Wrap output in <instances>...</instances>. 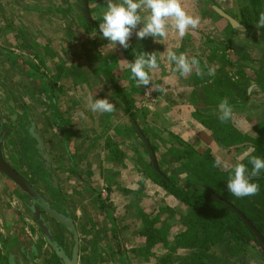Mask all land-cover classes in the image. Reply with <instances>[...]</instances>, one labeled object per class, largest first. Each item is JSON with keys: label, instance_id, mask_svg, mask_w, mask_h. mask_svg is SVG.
<instances>
[{"label": "crops", "instance_id": "0c3cea01", "mask_svg": "<svg viewBox=\"0 0 264 264\" xmlns=\"http://www.w3.org/2000/svg\"><path fill=\"white\" fill-rule=\"evenodd\" d=\"M42 2L0 0V141L6 161L60 213L62 200L68 206L79 237L78 264H167L170 260L195 264L191 258L197 251L181 248L177 242L190 209L148 175L147 158L151 152L136 133L116 88L134 100L137 123L150 140L160 169L179 185L203 191L175 160L172 153L180 149L175 138L196 151H210L215 159H221L220 168L224 171L231 172L234 164L244 163L248 154L244 149L223 148L195 116L198 109L219 110L218 105L224 100L229 106L241 102L237 88L243 81L232 68L235 64L242 68V63L234 56L232 42L217 31L212 7L227 11L219 0H180L183 10L199 20L195 29L189 28L181 37L169 28L164 38L141 39L136 35L141 24L133 30L125 49L118 43L109 46L98 31L108 0H89L93 24L90 31L84 24L82 1H75L76 15L71 22L84 31L83 49L77 52L81 56L59 67L60 73L47 65L51 77L59 80L56 113L49 92L14 61L17 58L29 64L22 56L27 45L32 44L28 33L43 26V21L48 23L49 41L58 44L65 39L71 46L73 40H78L69 30L62 31L64 28L58 22L63 17L60 9L64 0H44L48 4L43 7ZM19 16L31 18L33 25L28 19H23V25ZM170 52L177 57L183 54L196 64L189 73L182 74L176 61L169 59ZM145 53L154 54L158 63L156 69H146L150 74L146 86L136 82L128 67ZM45 56L51 57L50 53ZM33 66L41 71L39 65ZM210 70L214 75H209ZM233 75L241 84L234 86ZM150 88L155 89L153 98L147 97ZM105 97L114 104V110L93 112L90 102ZM249 118L252 117L232 114L230 119L238 131L247 133L251 127ZM29 119L36 125L52 159L59 193L48 186L47 173L33 158L34 148L27 133ZM108 143L117 147L123 155L120 159L110 153ZM24 200L0 174V247L5 255V248L21 241L28 247L39 241ZM157 208L171 209L174 214L168 246H148L141 234L144 221L156 217ZM46 218L54 233L63 235L67 243L73 240L59 223ZM32 236L35 241H31ZM213 252L209 254L214 255ZM249 254L254 257V264H264L259 251L250 248ZM1 259L0 264H8L7 258ZM35 263L46 264L40 257Z\"/></svg>", "mask_w": 264, "mask_h": 264}, {"label": "trees", "instance_id": "16d2710c", "mask_svg": "<svg viewBox=\"0 0 264 264\" xmlns=\"http://www.w3.org/2000/svg\"><path fill=\"white\" fill-rule=\"evenodd\" d=\"M247 1L251 2V8L254 11L257 10L258 6L261 7L262 0ZM217 16L219 15L217 14ZM84 18L87 31H90L93 24L90 23L91 21H87L85 15ZM247 33V30L243 32V34ZM260 47L262 48V43H260ZM14 61L20 68L25 69L29 75L34 77L31 70L35 71L36 67L23 63L17 58ZM41 74L44 75L43 73ZM44 76L47 77L46 75ZM252 83L250 89L255 86ZM250 89L248 91L249 94L252 93ZM237 90L241 92V99L243 98L242 100H244V89L237 88ZM116 93L135 128V124L138 125V123L134 100L117 88ZM230 107L232 108V114H243L250 111L247 104L243 102L233 103ZM244 107H247V109L245 110ZM219 115V110L207 108L198 109L195 116L205 128L212 132L223 148L227 150L251 149V153L245 158V164L253 156L264 157V121L257 124L250 132L242 133L234 127L231 119L222 122L219 119ZM140 130L149 141V145L143 139L142 141L153 153L154 150L145 131L141 128ZM136 133L138 134L137 130ZM175 141L180 148L172 153L175 160L181 163L182 167L202 186L203 191H191L187 187L179 185L173 178L165 174L159 165L160 172H157L151 163V157L147 158L149 167L147 171L156 184L190 209V214L184 221V231L177 240L179 247L197 251V254L191 258L195 264H211L209 262L211 248L227 244L230 241L233 242V247L228 245V248L232 251L250 245L262 250L264 253V248L257 240L255 234L228 205L230 204L242 212L264 237V172L253 178V182H257L260 186V191L255 196L236 198L227 189L230 173L214 166L216 159L210 151H196L178 138H175ZM107 147L115 158L120 159L123 156L122 154L120 155L115 145L108 143ZM248 167L251 169L252 166L249 164ZM98 199L100 200V198ZM102 207H105V204L102 203ZM154 215L156 217L144 221L141 234L146 239V245L148 246L160 244L168 246L170 220L174 216L173 211L168 208H157Z\"/></svg>", "mask_w": 264, "mask_h": 264}, {"label": "clouds", "instance_id": "9594fccd", "mask_svg": "<svg viewBox=\"0 0 264 264\" xmlns=\"http://www.w3.org/2000/svg\"><path fill=\"white\" fill-rule=\"evenodd\" d=\"M145 11L148 14L142 15ZM141 24L142 27L136 32L137 37L141 39L149 36L164 38L168 35L169 28L175 29L179 36L183 37L189 28L195 29L198 26L199 20L183 10L180 0H108L106 10L102 14V22L98 24V31L109 46L114 47L118 43L127 49L129 37ZM258 26L264 28V13L259 15ZM169 59L176 61L182 74L189 73L196 64L195 60L189 61L183 54L177 57L174 52L169 53ZM128 67L136 82L146 86L150 82V74L146 69L158 67L157 57L151 53L141 54ZM209 75H214V72L210 70ZM114 107L107 97L90 102L93 112L111 113ZM218 109L222 122L231 118L232 108L227 100L222 101ZM214 166H222L221 159L217 158ZM223 166L228 167L226 163ZM262 172L264 157L253 156L247 164H234L227 181L228 191L236 198L255 196L260 191V186L253 182V178Z\"/></svg>", "mask_w": 264, "mask_h": 264}, {"label": "water", "instance_id": "95a60500", "mask_svg": "<svg viewBox=\"0 0 264 264\" xmlns=\"http://www.w3.org/2000/svg\"><path fill=\"white\" fill-rule=\"evenodd\" d=\"M83 11L87 21H91V14L89 10V0H82ZM222 18L229 22L235 29L245 31V28L239 23L238 20L227 15L216 6L212 7ZM238 18V17H237ZM35 79L44 85L50 94V99L53 103L55 112L57 113V103L54 94V88L51 86L49 78L45 77L41 73L31 70ZM135 128L143 141L149 145V141L145 138L142 131L135 124ZM27 133L29 139L32 141L34 148L33 158L36 164L40 165L42 169L47 173L48 178H45L48 186L55 192L59 193L58 182L55 174L52 170V159L45 147L44 141L39 133L36 125L32 120L29 119L27 126ZM151 163L157 172H160L158 163L156 161L154 153H151ZM0 174L5 176L14 186L17 193L25 198L24 203L35 218L38 227L43 234L44 240L47 245L52 249L56 257L59 259L61 264H78L79 263V237L77 229L74 225V221L68 209V206L63 202V212L60 213L54 206L48 203V201L37 191L22 175H20L12 166L8 164L4 157L2 149V142L0 141ZM217 198L216 196H214ZM220 199V198H219ZM236 214L247 224L251 231L255 234L257 240L261 243L264 248V237L257 230L255 225L238 209L228 204ZM46 216L56 220L64 229L72 236L74 246L72 251L69 253L64 245L57 238L50 225L46 220ZM41 245L42 243L34 246L27 245L26 242H19L18 245H12L9 248H5L7 253L8 264H36L35 259L41 256Z\"/></svg>", "mask_w": 264, "mask_h": 264}, {"label": "rangeland", "instance_id": "374dc122", "mask_svg": "<svg viewBox=\"0 0 264 264\" xmlns=\"http://www.w3.org/2000/svg\"><path fill=\"white\" fill-rule=\"evenodd\" d=\"M43 2L42 7L43 6H47L48 2H44V0H42ZM77 1L76 3H79V0H64V7L62 9H60L62 11V16L61 18H58V22L62 24L64 30L62 31H66L69 30V33H73V37H78V40H73V44L67 42V40L63 39L62 41H60V43L56 44L54 41L52 42L51 40L49 41L48 37H47V26L48 23H46V21H43L42 24H44L43 26H41L40 28L37 29H31L29 30L28 36L30 37V41L32 42V44H28V43H24L25 45H27L28 47L27 50H24L25 54H22V56L29 62V64L33 65H39L41 72L43 73H47L48 75L52 76L51 73H49L48 70V66L51 67H56V72L60 73L61 68L63 65L67 64V63H73L74 59L78 58L81 56V54H78L77 52H79L81 49H83V44L85 41V38H83L82 33H84L83 29L77 28L76 25L73 24V22H71V17H73L75 14V10H74V2ZM82 1V0H81ZM93 2L96 0H92ZM221 2V4L224 6L223 10L231 15V16H240V12L241 10L243 12H245V4H244V0H219ZM21 6V4H20ZM239 9H237V7ZM261 7L258 6L257 10L254 11L249 10L250 12L246 14H244L243 19L239 17V19H241L243 22L247 21L248 24H250L249 22H251V15L256 16L257 18H259V15L261 13H264V5L261 2ZM43 12H50L49 10H42ZM59 15V14H57ZM213 15V14H212ZM19 21L21 23V21L24 19H28V23H30L31 25H33L31 23L32 19L31 18H24L22 16H19ZM245 18V19H244ZM24 20L22 21L23 25H24ZM46 23V24H45ZM41 24V23H40ZM217 27V22L216 24H214ZM60 29V28H59ZM264 30V28H263ZM217 31H219L218 27H217ZM40 32V33H39ZM62 33V32H60ZM85 36V35H84ZM82 37V39H81ZM86 37V36H85ZM52 39V38H51ZM69 46L71 47V49L69 48ZM232 47L234 50H236V54H234V56L236 57V59H240L239 58V50L240 47L237 46V44L234 42L232 43ZM69 51L72 52V54L69 53ZM40 53V54H39ZM47 53H50L51 57H46L45 55ZM69 59H71V62H69ZM44 60L46 61V63H44ZM49 63V64H48ZM46 66H45V65ZM238 66V65H237ZM236 64L234 66V68H232V70L234 71V73H236L239 77L240 80L243 81V84H241L238 80L235 79V76L233 75L230 76L232 78H234V86H236V84H241V87H239L240 89H243V87H246V77L245 75L247 74L246 70L244 69V67H237ZM40 73V72H39ZM232 75V74H231ZM43 87V86H42ZM250 122V121H249ZM168 168V167H167ZM170 173V172H169ZM231 173V172H230ZM29 211V210H28ZM31 217L32 214L30 213ZM33 220V227H35L36 233H38L37 238L39 239V242H42L45 244V240L43 237V234L41 233L40 229L38 228V225L35 223L34 218L32 217ZM52 225V224H51ZM52 228H54V226H52ZM54 232V231H53ZM34 233V232H33ZM55 235L57 236V238L60 240V242L66 246H68L67 250L70 253L72 251V248L74 246V241L70 240L69 243H67L66 239H64L63 235H60V233H55ZM34 237H36L33 234ZM66 243L68 245H66ZM228 245L233 247V242H229L227 244H223L220 246H214L211 248L210 252H212V250H214V255H210L209 258V262L211 264H254L255 259L254 257H252V254H249L250 248H255L252 247L250 245L248 246H243L240 248H237L235 250H231L230 248H228ZM0 247V258H7V253L6 255L4 254V249ZM43 254H42V260H44L45 263L48 264H54V260H51L50 258L53 257L56 261V264H61L60 262H58V260L55 258L53 252L51 251V249L45 244L44 248H43ZM256 249V248H255ZM257 250V249H256ZM260 252V251H259ZM261 256L262 253H260ZM264 258V256H263ZM1 259V261H2ZM182 260H177L176 262L170 260L169 263L167 264H182L181 263Z\"/></svg>", "mask_w": 264, "mask_h": 264}, {"label": "flooded vegetation", "instance_id": "af4514ba", "mask_svg": "<svg viewBox=\"0 0 264 264\" xmlns=\"http://www.w3.org/2000/svg\"><path fill=\"white\" fill-rule=\"evenodd\" d=\"M244 4H245V7H244L245 12H243L242 10L240 12V18H242V19H243V14L247 15V13L250 12L249 10L253 9V8H251L252 5H251L250 1L248 2L247 0H244ZM262 4L264 5V0H262ZM237 9H239V8L237 7ZM83 13H84V11H83ZM229 16H231V15H229ZM231 17L238 20L239 23L245 28V31L247 30L248 33L243 34V32H245V31H240V30L235 29L229 22H226L224 20V18L222 20L221 17L217 16L214 13V18L217 22V27H218L219 31H221V33H223L232 43L235 42L237 44V46L240 47V50H239V58L240 59H238V58L237 59L239 61H241L242 67H244L247 74L245 75L246 87L243 88L244 89V95H245L244 100H242L243 99L242 98L239 101L246 103L248 109L250 110V111H248V113H243L242 115L252 117V118H249V121H251V127H250L249 131H247V133H248L257 124L264 121V106H263L264 105V30H263V28L258 26V18L256 16L251 15V18H250L251 22H249L250 24H248L247 21L243 22L241 19H239V17L237 18V16H231ZM244 17H247V16H244ZM260 43H262V48L260 47ZM35 71L43 73L37 69H35ZM43 74L46 75L47 78H49L51 86L54 88V94L57 91L59 92V87H58L59 80L49 76L47 73H43ZM252 82H254V83H252ZM251 83H252V85H255V86L250 89ZM42 86L44 87V85H42ZM44 89H46V87H44ZM249 89H250V92H252L251 94H249V92H248ZM241 97H242V95H241ZM55 98H56V95H55ZM247 107H244V109L246 110ZM259 108H261V109L258 110ZM245 151L249 154V153H251L252 150L246 149ZM52 170H53V168H52ZM32 217H33V215H32ZM46 217H49V216H46ZM34 220H35V218H34ZM46 220H47V218H46ZM47 222H48V220H47ZM35 223L37 224L36 220H35ZM33 232L35 233L36 230H33ZM30 238L32 241L33 236ZM39 243H42V242H39V241L36 242V244H39ZM45 244L47 245L46 242H45ZM45 244L42 243V245H41L40 259L42 258V254H43L42 252L44 250L43 248H44ZM64 247H65V245H64ZM65 249L67 250L66 247H65ZM51 251H52V249H51ZM257 251H260L259 253H262V255L264 256V253L262 252V250L257 248ZM53 254H54V252H53ZM54 256L58 260V262H60L55 254H54ZM50 259L54 260L53 262H54V264H56V261L53 257H51ZM46 264H48V263H46Z\"/></svg>", "mask_w": 264, "mask_h": 264}, {"label": "built area", "instance_id": "2783aa9c", "mask_svg": "<svg viewBox=\"0 0 264 264\" xmlns=\"http://www.w3.org/2000/svg\"><path fill=\"white\" fill-rule=\"evenodd\" d=\"M155 93V89L154 88H150L149 90H147V97L148 98H153Z\"/></svg>", "mask_w": 264, "mask_h": 264}]
</instances>
